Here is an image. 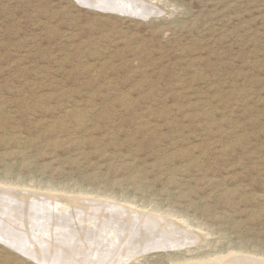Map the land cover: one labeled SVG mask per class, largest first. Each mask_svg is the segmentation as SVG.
Wrapping results in <instances>:
<instances>
[{
    "label": "rangeland",
    "instance_id": "obj_1",
    "mask_svg": "<svg viewBox=\"0 0 264 264\" xmlns=\"http://www.w3.org/2000/svg\"><path fill=\"white\" fill-rule=\"evenodd\" d=\"M130 10L0 0V181L107 196L194 237L122 264L264 259V0ZM0 254L38 264L1 240Z\"/></svg>",
    "mask_w": 264,
    "mask_h": 264
},
{
    "label": "bare ground",
    "instance_id": "obj_2",
    "mask_svg": "<svg viewBox=\"0 0 264 264\" xmlns=\"http://www.w3.org/2000/svg\"><path fill=\"white\" fill-rule=\"evenodd\" d=\"M76 1L100 11H111L130 16L129 14L132 13L130 8L134 7L135 2L139 0ZM134 9L137 10V8ZM65 112L72 114L69 110ZM8 183L0 181V222L5 224L3 228L8 229L7 225L12 221L13 228L8 230V234L0 230V235H2L0 240L34 259L38 264H122L124 261L127 262L131 258L142 255L143 252L168 248L175 244L174 248L184 247L183 243L193 240L192 234L186 230H179L178 233V230L173 228L175 223L167 218L141 211L135 212L132 208L108 203L106 199L109 197L107 196H103L106 198L104 202L92 198V200L87 199L85 196L83 198L48 193L36 194L26 190L21 191L18 188L14 189L15 187L7 188ZM22 186L25 187V185ZM50 191L74 193V191L57 190L55 187ZM81 194L82 196L87 195V193ZM189 226L187 223L180 225L185 229ZM39 232L41 233L38 234ZM27 243L31 247H27ZM193 262L191 264H264V259L228 253L199 258L198 261Z\"/></svg>",
    "mask_w": 264,
    "mask_h": 264
}]
</instances>
